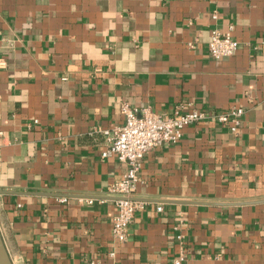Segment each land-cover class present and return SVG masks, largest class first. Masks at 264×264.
<instances>
[{
  "label": "crops",
  "instance_id": "0c3cea01",
  "mask_svg": "<svg viewBox=\"0 0 264 264\" xmlns=\"http://www.w3.org/2000/svg\"><path fill=\"white\" fill-rule=\"evenodd\" d=\"M213 29L232 56L209 55ZM0 62L11 264H264V0H0ZM123 103L244 113L236 134L210 118L144 155L117 241L107 189L125 165L92 130L120 126Z\"/></svg>",
  "mask_w": 264,
  "mask_h": 264
},
{
  "label": "built area",
  "instance_id": "2783aa9c",
  "mask_svg": "<svg viewBox=\"0 0 264 264\" xmlns=\"http://www.w3.org/2000/svg\"><path fill=\"white\" fill-rule=\"evenodd\" d=\"M215 18V15H212ZM238 42L232 39L230 31L220 32L213 29L209 33L207 44L208 53L214 59L232 56L238 48ZM1 64V62H0ZM181 106L173 109L167 117H162L149 110L139 111L136 108L121 104L120 112L123 123L111 129L93 128V133H101L105 139V149L101 152L103 159L114 156L117 161L125 165V172L119 180L112 183L107 193L113 197L115 214L112 218L111 235L117 241H123L129 224L136 211L143 206L134 200V191L138 181L144 155L151 149L177 143L183 135V128L189 124L210 118L228 126L232 134H236L244 113L240 107L231 106L220 113L207 114L194 108L182 111ZM66 199H60L65 202ZM88 203L93 200L88 199ZM160 210V208H158ZM180 238V236H177ZM183 257L173 260L172 264H182ZM74 264H103L96 260H86Z\"/></svg>",
  "mask_w": 264,
  "mask_h": 264
},
{
  "label": "water",
  "instance_id": "95a60500",
  "mask_svg": "<svg viewBox=\"0 0 264 264\" xmlns=\"http://www.w3.org/2000/svg\"><path fill=\"white\" fill-rule=\"evenodd\" d=\"M115 199H117V197H115ZM0 264H11L9 256H8L6 249L4 247V244L2 242L1 236H0Z\"/></svg>",
  "mask_w": 264,
  "mask_h": 264
}]
</instances>
